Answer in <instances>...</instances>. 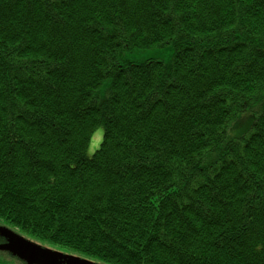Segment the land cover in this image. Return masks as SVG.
<instances>
[{
	"label": "trees",
	"instance_id": "trees-1",
	"mask_svg": "<svg viewBox=\"0 0 264 264\" xmlns=\"http://www.w3.org/2000/svg\"><path fill=\"white\" fill-rule=\"evenodd\" d=\"M0 220L107 264H264V0H0Z\"/></svg>",
	"mask_w": 264,
	"mask_h": 264
},
{
	"label": "flooded vegetation",
	"instance_id": "flooded-vegetation-1",
	"mask_svg": "<svg viewBox=\"0 0 264 264\" xmlns=\"http://www.w3.org/2000/svg\"><path fill=\"white\" fill-rule=\"evenodd\" d=\"M0 226H6L10 231H12L15 235L23 237L34 245H38L40 248L56 253L49 254L45 253L44 256H41V259H37L36 256H32V264H52V262L56 264H80V261L83 260L82 264H102L100 262L95 261L94 259H90L76 253H72L68 250H65L60 247L51 246L45 243H42L38 239L34 237H29L25 233L21 232L18 229L12 228L8 225L0 224ZM10 243V239L7 237H3L0 233V245H6ZM0 264H28L25 260L20 259L16 254L10 251H0Z\"/></svg>",
	"mask_w": 264,
	"mask_h": 264
},
{
	"label": "rangeland",
	"instance_id": "rangeland-1",
	"mask_svg": "<svg viewBox=\"0 0 264 264\" xmlns=\"http://www.w3.org/2000/svg\"><path fill=\"white\" fill-rule=\"evenodd\" d=\"M173 54H174L173 47L171 45H164V46H153L146 49H137L131 51L127 53V58L135 62H145L150 59L169 62L172 60ZM102 138H103V128L98 127L94 132V134L92 135V139L87 148L86 153L88 156H92L95 153V151L99 148L102 142ZM0 221L6 223L3 220Z\"/></svg>",
	"mask_w": 264,
	"mask_h": 264
},
{
	"label": "water",
	"instance_id": "water-1",
	"mask_svg": "<svg viewBox=\"0 0 264 264\" xmlns=\"http://www.w3.org/2000/svg\"><path fill=\"white\" fill-rule=\"evenodd\" d=\"M0 233L3 237L10 239V243L6 245H0V251H10L16 254L20 259L25 260L28 264H32V256H36L37 259H41V256H44L45 253L56 254L47 250L40 248L38 245H34L28 240L15 235L12 231L8 230L5 227H0ZM85 262L80 261V264ZM52 264H56L52 262Z\"/></svg>",
	"mask_w": 264,
	"mask_h": 264
}]
</instances>
